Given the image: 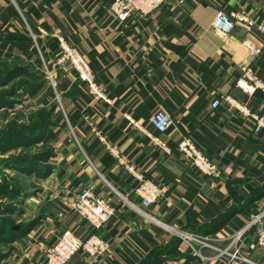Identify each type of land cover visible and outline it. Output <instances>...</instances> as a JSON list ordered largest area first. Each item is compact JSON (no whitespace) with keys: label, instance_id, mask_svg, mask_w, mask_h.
Here are the masks:
<instances>
[{"label":"crops","instance_id":"obj_1","mask_svg":"<svg viewBox=\"0 0 264 264\" xmlns=\"http://www.w3.org/2000/svg\"><path fill=\"white\" fill-rule=\"evenodd\" d=\"M111 2L0 0V59L20 60L36 72L38 78L21 87V105L48 114L42 144L50 147L44 175L31 178L34 190L23 202L22 216L35 223L0 256V264H44L43 245L55 243L64 230L87 236L91 225L72 204L92 184L116 207L113 218L96 231L111 242L110 253L88 258L81 252L69 264H142L159 251L158 264H224L210 248L202 250V257L181 242L163 251L179 239L180 230L212 235L213 243L225 248L264 212V132L255 133V120L225 104L213 107L229 94L264 116V92L248 96L236 87L249 65L264 81L261 35H249L263 49L255 55L243 42L247 34L241 26L226 36L213 27L220 9L264 21V0H165L159 10L125 22L112 15ZM59 36L90 61L111 103L95 100L71 69H54L57 89L41 74L44 61L52 66L58 55ZM157 110L173 119L166 133L152 131L172 148L170 154L141 129L152 130ZM186 135L219 167L221 177L214 186L175 149ZM127 163L162 188L160 201L146 210L152 219L139 211L138 180L125 169ZM258 227H264V217L240 246L245 256L264 264Z\"/></svg>","mask_w":264,"mask_h":264},{"label":"built area","instance_id":"obj_2","mask_svg":"<svg viewBox=\"0 0 264 264\" xmlns=\"http://www.w3.org/2000/svg\"><path fill=\"white\" fill-rule=\"evenodd\" d=\"M165 0H112L110 11L119 21L125 22L135 15L145 16L161 8ZM237 26H241L247 36L244 38V44L253 50L255 55L260 54L263 49L254 45L250 34L257 32L264 41V21H257L248 18L243 13H228L222 9L218 10L213 22V27L220 35L226 36ZM59 51L53 65H47L44 61L47 78L57 89L58 82L54 78V69L67 68L74 72L79 81L87 84L95 100L111 103L103 84L98 82L95 77L90 61L86 59L83 53L63 36L58 37ZM236 87L241 89L248 96H253L257 91L264 92V81L258 76L251 65L246 66L241 76L236 81ZM59 98V97H58ZM225 104L228 108L236 111L244 118L255 120L253 131L255 133L264 132V116L253 112L246 101H240L232 95L225 94L213 102V107L217 108ZM125 117L130 123L138 128L141 125L132 118L130 113H125ZM173 126V119L169 113L164 110H157L151 120V131L141 128L145 131L155 145L161 147L166 153H171L167 143L152 131L163 134ZM116 157H120L121 152L117 147H109ZM179 151L187 163L199 172L211 178L212 186L218 183L221 177V171L217 164L208 156L204 148L191 136L182 137L176 144ZM125 169L133 174L138 180L134 193L139 197L141 207L139 211L148 219H152L146 212L147 209L157 204L163 196L162 188L154 182L149 176L139 171L133 164H125ZM72 210L87 220L91 225L90 233L81 237L72 229L64 230L53 244L43 245L42 253L44 264H69L70 260L79 253H84L88 258H101L110 253L111 242L101 238L96 231L113 218L116 213V207L105 197L97 192L95 185H89L84 188L72 204ZM264 217V212L257 214L241 230L232 236V242L229 246L222 248L216 246L212 235L201 234L193 231L180 230L177 232L181 243L185 244L194 255L202 257V250L210 248L216 252L215 258L220 259L224 264H260L244 255L240 240L250 231L254 225L258 224ZM258 244L264 247V227L257 228Z\"/></svg>","mask_w":264,"mask_h":264},{"label":"rangeland","instance_id":"obj_3","mask_svg":"<svg viewBox=\"0 0 264 264\" xmlns=\"http://www.w3.org/2000/svg\"><path fill=\"white\" fill-rule=\"evenodd\" d=\"M44 65L40 66L41 74L47 76ZM31 73L36 75L27 66L22 67L20 60L0 59V256L10 252L12 242L33 225L22 216L23 202L33 193L35 179L31 178L42 177L32 170L38 167L42 174L44 159L50 152L48 144L39 141L45 113L21 105V84ZM14 226L21 229L15 231Z\"/></svg>","mask_w":264,"mask_h":264},{"label":"trees","instance_id":"obj_4","mask_svg":"<svg viewBox=\"0 0 264 264\" xmlns=\"http://www.w3.org/2000/svg\"><path fill=\"white\" fill-rule=\"evenodd\" d=\"M9 39H13V38H9ZM17 66V65H16ZM18 68H20V66H17ZM22 67H24V66H22ZM28 67V66H27ZM29 68V67H28ZM30 69V68H29ZM32 74V76L31 77H29L28 78V81H26V82H23L22 84H21V86H23V85H26L31 79H37L38 78V76L37 75H34V77H33V73H31ZM41 113H45V111H43V110H41L40 111ZM47 117H48V114L47 113H45V115L43 116V118H41V125H40V128H42L43 126H44V128L41 130V132H39V135H40V138H39V141H41L42 142V138H43V136H44V131H45V129H46V127H47V124H48V122H47ZM42 126V127H41ZM50 155V152H48V155L45 157V159L46 158H48V156ZM44 159V160H45ZM41 169H39L38 167H36V168H34L33 170H32V172H35V173H40V175L41 176H43L44 174H41V171H40ZM35 223V221H33V223L32 224H34ZM178 239V238H177ZM181 242V240L180 239H178V240H174L163 252H168V251H170V250H172V249H174L175 247H176V245H179V243ZM161 251H159V252H155V253H153V254H151L148 258H147V260H145L142 264H158L159 262H160V260L162 259V256H161Z\"/></svg>","mask_w":264,"mask_h":264},{"label":"water","instance_id":"obj_5","mask_svg":"<svg viewBox=\"0 0 264 264\" xmlns=\"http://www.w3.org/2000/svg\"><path fill=\"white\" fill-rule=\"evenodd\" d=\"M21 229V226H14L13 227V230H15V231H19Z\"/></svg>","mask_w":264,"mask_h":264}]
</instances>
